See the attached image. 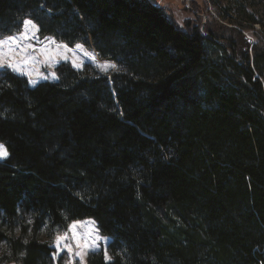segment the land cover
Returning <instances> with one entry per match:
<instances>
[{"label": "trees", "instance_id": "trees-1", "mask_svg": "<svg viewBox=\"0 0 264 264\" xmlns=\"http://www.w3.org/2000/svg\"><path fill=\"white\" fill-rule=\"evenodd\" d=\"M165 10L0 0V39L30 19L117 66L61 62L32 87L0 69V264H57L53 239L83 220L107 264H264V36Z\"/></svg>", "mask_w": 264, "mask_h": 264}, {"label": "rangeland", "instance_id": "rangeland-1", "mask_svg": "<svg viewBox=\"0 0 264 264\" xmlns=\"http://www.w3.org/2000/svg\"><path fill=\"white\" fill-rule=\"evenodd\" d=\"M145 4H159L162 7H167L165 10L166 14L168 11L172 14L175 21L182 25L186 19H193L196 13H199L203 21H210L214 18L221 23L230 24L231 22L241 23L242 26L238 27L243 31L247 38L255 42L257 35L264 36V0H140ZM200 11V12H199ZM34 23V22H33ZM35 24V23H34ZM36 25V24H35ZM37 26V25H36ZM38 28V27H37ZM23 31V28L21 32ZM19 34H15L19 37ZM27 35L30 37L28 40H24L23 44H32L35 47L33 49H27L34 58L30 59L27 63H24V58L21 55H13L7 53V45L4 46L6 58L10 57L12 60L20 62V70L12 71L20 76L27 78L28 82L35 81V84L29 82V85L35 86L40 82L57 81V75L54 68L61 62H68L70 65L78 70H81L85 64L92 66L97 71L110 74L115 69L109 68L107 71H102L98 65H102L105 62L108 64H114L109 61H101L97 58V54L93 51L87 50L84 46L76 48V44L73 47L67 49L61 47L57 48V45H66L64 43L57 42L53 37L40 38L38 31L35 29L30 30ZM46 38H51L55 43H49ZM4 39V38H2ZM0 39V40H2ZM44 48L48 54L42 55L39 49ZM95 56V61L91 59ZM75 65V66H74ZM1 69V68H0ZM10 69V68H9ZM27 73V74H22ZM55 74V79L52 78L51 74ZM47 77V78H44ZM8 156V155H7ZM6 158V157H5ZM0 159V161L4 160ZM76 225L74 230H70L69 226ZM67 234L66 240L57 241L58 237H64ZM99 235L95 224H89L88 220L75 221L68 225L65 231L60 232L55 236L52 242L54 249V257L57 264H87V255L92 252V248L95 244L96 250L103 248L106 250L104 243L107 238L100 237L99 241H95V237ZM41 239L45 240V233H40ZM104 246V247H103ZM81 253L80 256L76 253ZM109 256V255H108ZM82 257V260H81ZM14 264V263H9Z\"/></svg>", "mask_w": 264, "mask_h": 264}, {"label": "snow or ice", "instance_id": "snow-or-ice-1", "mask_svg": "<svg viewBox=\"0 0 264 264\" xmlns=\"http://www.w3.org/2000/svg\"><path fill=\"white\" fill-rule=\"evenodd\" d=\"M32 29H35L38 31L37 26L33 23L32 20L25 19L23 21V31L20 32L19 37L16 35H9V36H6L4 39L0 40V68H10L13 71L20 70V62L14 61L10 57L6 58L5 51H4L5 45L8 46L7 53H10L13 55H21L24 58V63H27L30 59L34 60V58L31 56V53L27 51V49H33L35 51L36 49L34 45L23 44L24 40L30 39L27 33ZM46 39L49 40V43H55V41L52 40L51 38H46ZM61 47L65 49L68 48L67 45H57V48H61ZM81 47L82 45H76V48H81ZM39 51L42 55L47 56L48 54L47 50L44 48L39 49ZM91 59L95 61V56H92ZM98 67H100L102 71H107L109 68L116 69L117 66L115 64H108L107 62H105L102 65H98ZM22 74H27V73H22ZM51 75H52V78L54 79L56 78L54 73ZM44 78H47V77H44ZM29 82L32 84H35V81L30 80ZM7 155H8L7 149L5 148L3 144H0V159L7 157ZM75 227H76L75 223L69 226L70 230H74ZM17 231H19V229H17ZM66 239H67V234H65L64 237H58L57 241L59 243L61 240H66ZM100 239L102 238L99 235L95 237V241H99ZM92 250L93 251L96 250L95 244ZM21 255H23V253H21ZM76 255L80 256L81 253L77 252ZM105 259H106V264H107V261L110 260L107 250H105ZM81 260H82V257H81Z\"/></svg>", "mask_w": 264, "mask_h": 264}, {"label": "crops", "instance_id": "crops-1", "mask_svg": "<svg viewBox=\"0 0 264 264\" xmlns=\"http://www.w3.org/2000/svg\"><path fill=\"white\" fill-rule=\"evenodd\" d=\"M84 221V220H83ZM73 223V222H72ZM88 223L89 224H92V225H94L95 223L92 221V220H88ZM107 241H109V239L107 238V240H106V242L104 243V246L107 244ZM103 246V247H104ZM106 247V246H105ZM93 252V251H92Z\"/></svg>", "mask_w": 264, "mask_h": 264}, {"label": "clouds", "instance_id": "clouds-1", "mask_svg": "<svg viewBox=\"0 0 264 264\" xmlns=\"http://www.w3.org/2000/svg\"><path fill=\"white\" fill-rule=\"evenodd\" d=\"M96 226V225H95ZM97 233H98V231H97Z\"/></svg>", "mask_w": 264, "mask_h": 264}]
</instances>
